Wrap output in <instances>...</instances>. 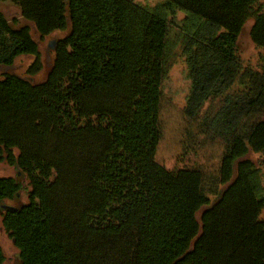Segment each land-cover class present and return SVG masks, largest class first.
Instances as JSON below:
<instances>
[{
    "label": "trees",
    "instance_id": "trees-1",
    "mask_svg": "<svg viewBox=\"0 0 264 264\" xmlns=\"http://www.w3.org/2000/svg\"><path fill=\"white\" fill-rule=\"evenodd\" d=\"M10 1L20 16L0 10V161L15 174L0 176V217L13 264H264L250 156L264 163V0ZM177 9L204 23L182 43L191 160L170 169L157 151ZM245 30L258 67L241 56ZM21 56L33 58L23 74Z\"/></svg>",
    "mask_w": 264,
    "mask_h": 264
},
{
    "label": "rangeland",
    "instance_id": "rangeland-1",
    "mask_svg": "<svg viewBox=\"0 0 264 264\" xmlns=\"http://www.w3.org/2000/svg\"><path fill=\"white\" fill-rule=\"evenodd\" d=\"M135 2L155 10L159 5L164 4L167 0H134ZM0 10L9 18L20 16V9L10 0L0 1ZM170 30L169 39V62L170 68L165 80L164 99L162 102L160 121L163 128V137L160 141L157 160L172 169L184 166L191 158L182 157V140L184 134L185 122L183 119V109L186 105V96L189 89L187 80V62L182 53V43L187 35L193 34L204 23L203 19L192 15L191 13L177 9L175 13L169 15ZM51 37L46 38L41 43L42 59L45 68L36 75V80H43L47 75L50 65V51L48 50ZM53 41V40H52ZM241 56L247 64L254 67L259 66V56L263 51L258 48L250 39L247 30L241 34L240 38ZM33 60L32 56H21L16 60L17 71L24 73L27 65ZM251 158L258 167V176L261 183L260 197L264 199V163L261 155L252 153ZM193 160V159H192ZM15 168L6 161H0V176H13ZM264 218V208L261 213ZM0 245L3 247L7 263L13 264L16 254V247L3 228L0 217Z\"/></svg>",
    "mask_w": 264,
    "mask_h": 264
}]
</instances>
